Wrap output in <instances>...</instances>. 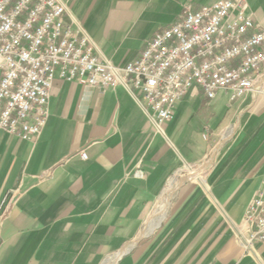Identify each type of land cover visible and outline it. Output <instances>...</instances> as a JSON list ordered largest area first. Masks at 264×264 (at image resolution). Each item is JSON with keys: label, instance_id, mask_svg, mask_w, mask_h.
Here are the masks:
<instances>
[{"label": "crops", "instance_id": "0c3cea01", "mask_svg": "<svg viewBox=\"0 0 264 264\" xmlns=\"http://www.w3.org/2000/svg\"><path fill=\"white\" fill-rule=\"evenodd\" d=\"M62 1L124 67L186 7L222 0ZM246 2L264 29V0ZM49 109L36 140L0 132V264H264L263 244L236 238L264 183V93L195 87L165 135L122 86L57 79ZM189 167L200 181L182 179Z\"/></svg>", "mask_w": 264, "mask_h": 264}, {"label": "built area", "instance_id": "2783aa9c", "mask_svg": "<svg viewBox=\"0 0 264 264\" xmlns=\"http://www.w3.org/2000/svg\"><path fill=\"white\" fill-rule=\"evenodd\" d=\"M69 14L62 0H0V132L38 139L57 79L91 88L124 87L163 135L177 105L195 87L209 100L222 90L233 101L264 93V29L255 26L246 0L186 7L176 24L124 67L105 58L79 22L71 15L66 19ZM80 158L87 161L88 154ZM181 177L200 181L193 167ZM13 200H5V211ZM236 238L247 253L264 245V183Z\"/></svg>", "mask_w": 264, "mask_h": 264}, {"label": "bare ground", "instance_id": "6f19581e", "mask_svg": "<svg viewBox=\"0 0 264 264\" xmlns=\"http://www.w3.org/2000/svg\"><path fill=\"white\" fill-rule=\"evenodd\" d=\"M166 199H167V198H166ZM166 199H165V200H166ZM167 202H168V200H167Z\"/></svg>", "mask_w": 264, "mask_h": 264}]
</instances>
